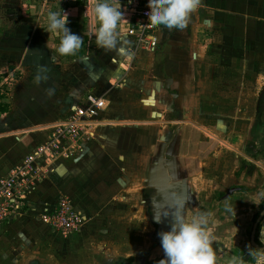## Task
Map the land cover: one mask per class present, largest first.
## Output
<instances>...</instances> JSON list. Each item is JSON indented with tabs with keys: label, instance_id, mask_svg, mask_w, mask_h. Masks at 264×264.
Masks as SVG:
<instances>
[{
	"label": "crops",
	"instance_id": "0c3cea01",
	"mask_svg": "<svg viewBox=\"0 0 264 264\" xmlns=\"http://www.w3.org/2000/svg\"><path fill=\"white\" fill-rule=\"evenodd\" d=\"M94 2L38 0V4L49 3L50 10L45 12L46 15L49 11L61 16L67 13V26L84 38V44L76 54L60 56L56 52L60 34L48 31V22L31 35L29 47L35 55L34 75L41 67L47 69V79L35 85L38 87L35 92L43 93L38 95L41 102L49 105L50 101L56 105L51 115L58 114L62 102L66 115L72 105L89 93L102 96L106 106L97 117L95 137L83 139L76 153L55 154L57 157L50 164L52 171L36 183L27 196L24 207L27 212L22 210L0 226V264H14L26 259L24 250L30 240L33 244L48 243L52 249L50 259L41 250L43 256L35 255L32 264H44L45 259H48L45 264H157L163 255L159 245L146 246L145 255L140 252L144 246H128L145 236H139L138 232L145 227L141 224L143 221L134 220L128 229L124 220L135 218L140 207H145L147 198L153 200L154 209L156 206L169 213L182 201L180 210L188 211L184 194L190 192L196 197L195 192L204 194V190L206 195H213L207 212V230L212 234L213 244L222 243V253L232 258H245V264H262V117L257 116L255 137L250 136L253 142L246 145L236 138L234 127L229 129L221 120L212 125L197 116L201 115L205 105L202 99L208 91L207 85L203 84L211 81L200 70L225 67L227 71L233 68L246 71L250 61L248 64L243 58L245 50L249 52L253 44L262 42L258 40L260 36L262 40L264 0H201L198 11L183 30L159 26L156 32L158 45L153 51L136 46L133 35L127 33L133 15L111 2L124 13L118 30L127 41L122 45L125 54L99 48L94 35H89L95 28L91 15ZM24 3L35 2L24 0ZM60 3H66L65 7ZM72 64L82 68L85 74L73 70ZM236 76L242 75L237 72ZM168 77L172 81L165 88L164 81ZM46 85L50 88H43ZM71 86L74 89L71 93L69 90L64 97L59 95ZM50 89L54 90L51 95ZM153 91L154 103H145ZM127 93L138 100L125 99L129 97ZM127 104L132 108L126 109ZM233 111L231 113L235 115ZM152 112H158L160 116H152ZM240 112L246 113L245 109ZM125 114H141L143 121H120ZM53 118L51 116L49 121ZM26 133L11 138L12 146L17 145L18 151L24 145L30 152L50 134L48 130L35 135ZM23 160L6 158L5 152L0 151V179ZM199 185L202 190L197 187ZM174 187L178 190L171 191ZM232 188L234 190L229 192ZM174 192L180 196L173 204ZM155 194L166 196L168 203L156 201ZM61 196L69 198L83 220L79 231L64 237L35 213L50 211ZM229 203L236 210L234 219L224 210ZM217 222L220 223L213 227ZM159 223L170 227L171 217H165ZM249 225L250 236L245 233ZM150 226L154 228L152 222L146 228ZM148 232L149 229L145 237L150 242L152 236ZM123 252L125 256H122Z\"/></svg>",
	"mask_w": 264,
	"mask_h": 264
},
{
	"label": "rangeland",
	"instance_id": "374dc122",
	"mask_svg": "<svg viewBox=\"0 0 264 264\" xmlns=\"http://www.w3.org/2000/svg\"><path fill=\"white\" fill-rule=\"evenodd\" d=\"M31 1L35 3H24V0H0V151L5 152L6 158H25L34 150L32 147L31 151L29 152L28 150L30 148L26 147L25 149L23 145L22 149L18 151V146H12L13 143L11 142V138H14L15 135H21L22 133L26 132H28V134L35 135L42 130H48L51 132L57 124L56 122H59L60 119L62 120L65 117V114L63 113L65 112L64 102H62V105L59 106L58 114L51 115V112L54 110L53 107L56 105L50 101H48L49 105L44 104L47 102L42 103V98L38 95H42L43 93L41 91L39 93L35 92L38 87L35 86L36 83L34 82L36 77V75H34V70L36 69L34 67L35 55L33 51H30V37L34 31L41 29V27H43L44 24L48 22L47 19H45L47 16L45 12L48 11V9L50 10V5L49 3L38 4V0ZM24 4H27V7H25ZM37 5H39V7H37ZM58 5L59 2L57 6ZM62 5L65 7L66 3H60V6ZM40 7H42V9ZM42 10L43 13H41ZM260 41L262 42L260 43ZM258 42L260 44H253L249 52H246L245 50V56H242L245 58L244 60L245 62L247 61L248 64L250 61V64L245 68L246 71L241 72L243 68H233V70L229 69V72L225 67H204L200 70V73L210 77L211 81L209 83L203 84V86L207 85L205 88L208 89V91L205 92L206 96L204 99H202V102L205 105L203 109H201V115H198L197 117L201 118L204 122L211 123L212 125L214 124V121L218 122L221 120V123L227 125L229 129L234 127L235 133L237 135L236 138H240L239 140H241V144L246 142V145H250L253 142V139H250V136L255 137V125L257 124L256 120H258L257 116L260 115V117L264 119V20H262V40L260 36ZM236 58L240 59L239 55H236ZM70 67L73 70L76 69L79 74L84 73L82 68H76L73 64ZM232 71H234V73H232ZM237 72L240 74V76L242 75L245 78L242 79V76H236ZM43 88L48 89L50 86L46 85ZM63 89H66L65 84H63ZM69 90L71 93L74 89L71 86L67 90L63 91V93L61 91L59 95H63L64 97L66 92L68 93ZM126 95L129 94L127 93ZM35 97L36 99H31ZM130 97L133 98L132 94H130L129 97H125V99ZM136 99L138 100V98ZM136 99L133 98V101H136ZM191 103L192 105L195 104L194 101H191ZM51 104L53 106H51ZM2 105H6V111L4 112L2 111ZM144 105L149 106L148 104ZM132 106H134L133 103ZM124 107H127L126 109L128 110L132 108L130 104H127V106L125 105ZM233 108L235 112L232 110ZM243 108L246 111L245 115L240 112H244ZM232 111L235 113V115L231 113ZM140 115L141 114H125L121 116L120 121H143L140 120ZM51 116L54 118L49 121ZM97 121L99 120L97 119ZM97 125L98 123L92 127V134L87 135L85 137L86 139L95 137V129ZM50 134L45 140L50 137ZM6 139L9 140L7 141ZM260 140H262V146H260V148L262 149V155H264V132ZM62 146L64 148H61L57 151V154L60 156L62 155V150L65 151L68 149L67 142L61 143L60 147ZM80 148L81 146H76L75 151L71 150L69 152L76 153L80 150ZM69 152L68 154H70ZM24 154L25 156H22ZM208 168L209 167H206V170H208ZM50 172H48V174ZM43 179L44 178L41 180ZM172 186H174V184H172ZM192 186H195V184ZM197 187L199 190H202L200 185ZM172 190H178V187H174L171 189V191ZM194 194H197V196H191L190 192H188V194H184L183 196V200H185V203L188 205V211H181L179 207H174V210L169 213L173 214L177 211H180L186 220H190L195 214L199 212L203 211L207 213L209 211V205L212 203L211 201L213 200V195H206V190H204V194L199 193L198 191ZM155 195L156 201L160 202L163 200L168 203V201L165 200L166 196L163 198L162 195ZM179 196L180 195L177 192H174V195H172L173 204L176 203L175 200L179 199ZM152 201L153 200L151 198H147V201L144 204L145 207H140L138 215L135 218H127L124 220L128 226V229L134 220H138L139 222L143 221L141 224L144 223L145 227H141L138 230L140 233L139 236H142V234L146 236V232L149 229L148 234L152 236L150 242H148V238L144 236L142 238L143 241L141 239L139 242H135L133 244L128 243V246H144L142 250L140 249V252L143 255H145L144 252L146 250L148 251L146 246L157 244L161 247V242L154 243L160 241L158 233L161 231H167L170 228L162 226V223H157L155 221L154 215L161 216L162 220L165 218L163 215L168 212L163 211V208L156 209V206L154 209V204H152ZM23 211L27 212L25 209H23ZM21 212L22 211L18 212L17 216ZM35 213L40 220L47 223L43 218V212ZM124 213L127 214V212ZM151 222L153 223L154 228H152V226L146 228V226L148 224L150 225ZM219 223L220 222L213 223V227L217 226ZM1 225L2 224H0V226ZM250 225L245 229V233L249 236ZM58 234L61 237L65 236L60 233ZM33 243L30 240L26 249L24 250L26 252L25 254L27 260L22 259L20 262H15L14 264H32L34 262V256L41 255V250L44 256H47V258L50 259L52 249H50L51 247H49L48 243L44 245H41V243ZM220 246H222V243L220 242H215L213 244V247L216 251V263L219 262V264H230V262L233 260L236 261V264L246 263L245 258L240 259L239 257H228L226 253H222ZM218 248H220V250H217ZM60 252L62 254V251ZM43 254L41 256H43ZM122 254V256H125V252ZM161 254H163V257L164 253ZM262 256V264H264V255L262 254ZM48 259H45L44 262L48 263ZM7 264L11 263L7 262Z\"/></svg>",
	"mask_w": 264,
	"mask_h": 264
},
{
	"label": "clouds",
	"instance_id": "9594fccd",
	"mask_svg": "<svg viewBox=\"0 0 264 264\" xmlns=\"http://www.w3.org/2000/svg\"><path fill=\"white\" fill-rule=\"evenodd\" d=\"M201 0H148L150 9L146 14L153 25L163 26L169 30H183L189 23L192 15L200 7ZM65 13V12H64ZM91 15L94 19L95 43L105 51H117L125 54L122 46L127 41L123 40V34L118 30V25L124 17L120 8L113 6L110 0H95L91 7ZM48 31L60 34L59 45L56 52L60 56L76 54L84 44L82 35L72 32L68 25L67 13L61 16L59 13L49 11L47 14ZM47 79V69L41 67L35 77V83L39 84ZM54 92L49 90V95ZM182 201L177 207L182 206ZM224 210L236 215L234 205L226 204ZM164 217H171L170 228L158 233L164 256L157 264H215L216 251L213 247L212 234L207 230L209 217L206 212L195 214L190 220H186L180 211L173 214L165 213ZM156 222L161 221V216L154 215ZM248 248H252L249 246ZM251 254V253H250ZM230 264H236L233 260Z\"/></svg>",
	"mask_w": 264,
	"mask_h": 264
},
{
	"label": "built area",
	"instance_id": "2783aa9c",
	"mask_svg": "<svg viewBox=\"0 0 264 264\" xmlns=\"http://www.w3.org/2000/svg\"><path fill=\"white\" fill-rule=\"evenodd\" d=\"M133 15L129 21L127 33L133 35L136 46L153 51L158 45L156 35L159 26L150 23L147 12L148 0H110ZM106 102L102 96L87 94L77 104L69 108V112L59 122H56L50 137L38 144L33 152L24 160L11 168L6 176L0 179V224L14 218L27 205V196L36 183L45 178L54 155L61 143L67 142V150H62L63 156L75 151L81 146L82 140L92 134V127L98 123L97 117L105 108ZM70 153V152H69ZM43 218L51 228L62 235H68L80 230L81 214L73 207L68 197L62 196L53 209L44 210Z\"/></svg>",
	"mask_w": 264,
	"mask_h": 264
},
{
	"label": "water",
	"instance_id": "95a60500",
	"mask_svg": "<svg viewBox=\"0 0 264 264\" xmlns=\"http://www.w3.org/2000/svg\"><path fill=\"white\" fill-rule=\"evenodd\" d=\"M171 78L170 77H168V78H166L165 79V81H164V86H165V88H168L169 87V85H170V83H171ZM154 96V91L151 93V95L147 98L148 100L149 99H151V97H153ZM146 101V100H145ZM153 103H154V100H153ZM152 103V104H153ZM152 116H160V113H158V112H152ZM234 189L232 188L229 192H232Z\"/></svg>",
	"mask_w": 264,
	"mask_h": 264
},
{
	"label": "bare ground",
	"instance_id": "6f19581e",
	"mask_svg": "<svg viewBox=\"0 0 264 264\" xmlns=\"http://www.w3.org/2000/svg\"><path fill=\"white\" fill-rule=\"evenodd\" d=\"M146 101H145V103H149V104H152L153 103V97H151V99H145Z\"/></svg>",
	"mask_w": 264,
	"mask_h": 264
},
{
	"label": "flooded vegetation",
	"instance_id": "af4514ba",
	"mask_svg": "<svg viewBox=\"0 0 264 264\" xmlns=\"http://www.w3.org/2000/svg\"><path fill=\"white\" fill-rule=\"evenodd\" d=\"M263 132H264V119H262V134H263ZM262 134H261V137L260 138H262Z\"/></svg>",
	"mask_w": 264,
	"mask_h": 264
},
{
	"label": "trees",
	"instance_id": "16d2710c",
	"mask_svg": "<svg viewBox=\"0 0 264 264\" xmlns=\"http://www.w3.org/2000/svg\"><path fill=\"white\" fill-rule=\"evenodd\" d=\"M2 111L4 112V111H6V109H5V107H6V105L4 106V105H2Z\"/></svg>",
	"mask_w": 264,
	"mask_h": 264
}]
</instances>
